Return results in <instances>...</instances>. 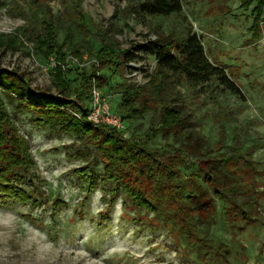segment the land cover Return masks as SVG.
I'll return each mask as SVG.
<instances>
[{
    "label": "rangeland",
    "instance_id": "1",
    "mask_svg": "<svg viewBox=\"0 0 264 264\" xmlns=\"http://www.w3.org/2000/svg\"><path fill=\"white\" fill-rule=\"evenodd\" d=\"M182 2L180 13L153 16L139 12L138 2L127 0H0V65L26 72L34 88L57 93L56 71L42 67L53 55L45 58L34 40L44 34V21L54 20L63 41L68 22L77 16L72 11L82 10L93 31L94 53L102 47L99 35L106 30L119 48L134 52L119 70H101L110 79L102 91L120 114V86L146 82L156 65L150 39L164 34L182 40L191 31L201 35L209 57L230 72L245 99L221 88L194 89L181 80L175 83L180 102L201 134L216 143L220 130L225 131L223 151L244 153L253 162L262 194L252 224L231 236L218 216L213 230L229 248L226 264H264V24L261 39L251 43L253 6L245 9L240 0ZM83 59H71L64 67L72 89L80 83L77 72L89 70L95 54L86 53ZM0 101L29 141L33 163L19 171V180L35 197L0 203V264H203L182 252L166 227L126 218V194L120 187L113 203L108 202L110 195L104 199L103 187L115 184L102 181L104 165L87 135L37 126L36 113L18 99L11 101L1 88ZM149 118L126 121L127 134L144 136ZM151 143L165 146L161 138ZM239 164L243 166L242 159ZM92 172L98 187L91 192L87 180Z\"/></svg>",
    "mask_w": 264,
    "mask_h": 264
},
{
    "label": "trees",
    "instance_id": "2",
    "mask_svg": "<svg viewBox=\"0 0 264 264\" xmlns=\"http://www.w3.org/2000/svg\"><path fill=\"white\" fill-rule=\"evenodd\" d=\"M127 1L138 2L139 12L153 16L183 10L182 0ZM240 5L245 9L253 6L251 43L257 42L264 24V0H240ZM74 12L76 19L73 24L68 22L63 41L58 39L54 20L44 21V34L34 40L35 48L45 58L53 55L58 62L53 68L57 93L34 88L26 72L0 65L1 90L11 101L18 99L21 106L31 108L37 115V126L88 136L104 165L102 181L115 184V188L103 187V197L107 200L110 195L108 202L113 203L120 187L126 194L122 201L126 218L166 227L182 252L195 255L203 264H226L229 248L216 238L213 227L220 216L235 236L255 221L262 195L257 172L244 153L223 151L227 147L225 131L220 130L219 140L213 143L196 129L191 113L180 102L181 92L175 83L184 80L194 89L221 88L245 99L240 85L223 65L209 57L197 32L191 31L182 40L156 34L149 40L156 65L147 81L120 86L124 92L118 108L124 128L94 125L87 120L91 89L94 85L101 90L110 85L109 76L101 70H119L135 55L130 47L119 48L110 30L99 35L102 47L94 53L90 24L82 10ZM86 53L95 54V60L89 70L77 72L80 83L72 89L63 65L69 56L82 62ZM74 91L76 98H72ZM70 105L73 109L68 108ZM146 115L150 116V125L144 136L127 134L129 126L125 122ZM158 138L165 141V146L151 143ZM32 163L29 141L0 101V203L35 201L32 191L19 180V171ZM87 183L91 192L98 187L93 172ZM130 211L135 213L131 215Z\"/></svg>",
    "mask_w": 264,
    "mask_h": 264
},
{
    "label": "built area",
    "instance_id": "3",
    "mask_svg": "<svg viewBox=\"0 0 264 264\" xmlns=\"http://www.w3.org/2000/svg\"><path fill=\"white\" fill-rule=\"evenodd\" d=\"M71 59L79 62L77 58L69 56L66 59V64ZM66 64L63 66H66ZM57 65V60L52 56L49 63L42 65V67L46 71L55 68ZM87 120L94 125L107 124L116 128H124V122L120 114L113 111L109 98L95 85L91 89L90 110L87 115Z\"/></svg>",
    "mask_w": 264,
    "mask_h": 264
}]
</instances>
